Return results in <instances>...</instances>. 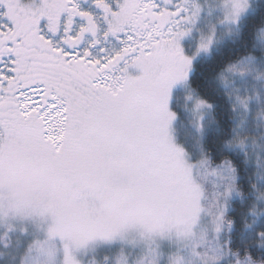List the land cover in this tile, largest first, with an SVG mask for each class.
<instances>
[{
    "label": "snow or ice",
    "instance_id": "snow-or-ice-1",
    "mask_svg": "<svg viewBox=\"0 0 264 264\" xmlns=\"http://www.w3.org/2000/svg\"><path fill=\"white\" fill-rule=\"evenodd\" d=\"M92 3L102 13L103 38L124 36L118 51L99 59L73 51L85 34L93 37L89 48L98 44L100 31L77 0L35 7L0 0L7 21L0 22V194H7L0 207L47 218V238L61 242L63 264H79L75 251L132 228L189 236L202 210L191 165L168 131L170 90L186 81L191 64L179 46L187 9L155 0ZM243 10L234 0L233 22ZM74 17L84 23L72 35ZM41 20L52 36L62 27L58 41L42 34ZM194 107L210 105L197 100Z\"/></svg>",
    "mask_w": 264,
    "mask_h": 264
},
{
    "label": "rangeland",
    "instance_id": "rangeland-1",
    "mask_svg": "<svg viewBox=\"0 0 264 264\" xmlns=\"http://www.w3.org/2000/svg\"><path fill=\"white\" fill-rule=\"evenodd\" d=\"M21 2L35 7L40 0ZM233 2L169 0L165 4L166 7L181 4L187 9V19L181 25L187 34L180 39L179 46L183 55L191 59V64L186 81L173 85L170 90L168 110L174 118L168 131L172 142L185 153V159L191 165V178L201 191L199 204L202 210L191 234L186 237H178L175 232L163 236L148 235L132 228L111 241L96 240L75 251L79 264H177V261L179 264H257L247 257L240 258L228 248L231 225L225 217L230 211L231 200L237 197L235 170L227 161L212 165L204 156L201 141L210 122L211 107L196 111L194 106L199 99L188 84L196 62L207 57L216 42L227 40L237 33V25L248 14L253 0H241L244 10L235 22L231 18ZM0 10L3 11L2 6ZM80 10L85 9L80 7ZM40 28L42 34L50 38L44 25ZM75 28L79 25L75 24ZM102 33L97 45L103 52L99 49L92 53L98 59L118 51L122 47L120 40L124 39L123 36L116 43L102 40ZM209 38L208 51H198ZM59 39L60 36L53 41ZM257 43L263 58H242L224 69L218 80L235 113L234 130L229 142H234L232 147L239 148L247 157H253L261 173L257 179L258 190L264 193V26L258 31ZM129 72L133 76L139 74L134 69ZM181 135L186 136L190 150L179 144ZM235 142H242V147L236 146ZM228 187L232 188V192L230 198L225 199ZM6 195L0 194V204L6 203ZM48 226L49 221L45 217L16 215L7 211L6 207H0V264H63L62 244L59 240L47 238ZM217 226L219 231H216Z\"/></svg>",
    "mask_w": 264,
    "mask_h": 264
},
{
    "label": "trees",
    "instance_id": "trees-1",
    "mask_svg": "<svg viewBox=\"0 0 264 264\" xmlns=\"http://www.w3.org/2000/svg\"><path fill=\"white\" fill-rule=\"evenodd\" d=\"M264 26V0H253L248 14L237 25V33L227 40L216 42L210 54L196 62L188 84L195 96L210 105V122L201 141L204 156L212 165L229 162L235 170L234 188L237 197L231 200L226 220L231 225L228 248L240 258L264 264V193L258 190V171L253 157L239 148L227 147L232 138L235 113L218 76L230 64L245 57L260 59L257 34ZM187 146V138L179 137ZM190 150V148H187Z\"/></svg>",
    "mask_w": 264,
    "mask_h": 264
},
{
    "label": "flooded vegetation",
    "instance_id": "flooded-vegetation-1",
    "mask_svg": "<svg viewBox=\"0 0 264 264\" xmlns=\"http://www.w3.org/2000/svg\"><path fill=\"white\" fill-rule=\"evenodd\" d=\"M108 2L111 3L112 0H108ZM155 2L157 4H159L161 7H166L165 3H164V0H155ZM77 3L79 5V8L83 7L85 9L84 11L90 12L95 17V19H96V21H97V23H98V25L100 27V31L97 33V36H96V39H98L99 34L102 33L104 31L105 27H106L105 24H104V21L102 19V13L100 12L99 9L94 7V5L92 3V0H77ZM0 12H2V10H0ZM64 19H65V17L62 16L61 17V25H63ZM0 22L7 23L6 20H0ZM45 23H46V21L41 20L39 27L42 26V25H45ZM83 23L84 22L79 17H74L70 34L75 35V33L79 30V28H77V29L75 28V24H78L80 26ZM62 30L63 29L61 27V32L60 33H58L56 36H52L51 33H50L49 37L52 40L57 39L59 36H61ZM121 37H123V34H119L118 37L108 36L107 38H102V40L108 39V40H111L112 42L116 43V40H118ZM92 40H93V37L91 35L85 34L83 39L76 46V48L73 49V51L82 52L84 49H88V51L92 54L96 50H99L101 48V46L97 45V44L95 46L89 48V45L92 43ZM101 43H102V46H103L104 42L101 41Z\"/></svg>",
    "mask_w": 264,
    "mask_h": 264
}]
</instances>
